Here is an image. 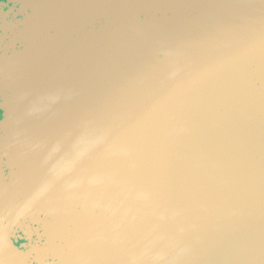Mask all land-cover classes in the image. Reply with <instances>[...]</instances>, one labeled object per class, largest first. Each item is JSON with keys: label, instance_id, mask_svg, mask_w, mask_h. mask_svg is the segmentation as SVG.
I'll use <instances>...</instances> for the list:
<instances>
[{"label": "water", "instance_id": "water-1", "mask_svg": "<svg viewBox=\"0 0 264 264\" xmlns=\"http://www.w3.org/2000/svg\"><path fill=\"white\" fill-rule=\"evenodd\" d=\"M41 5L0 123V264L33 226L53 261L264 264V0Z\"/></svg>", "mask_w": 264, "mask_h": 264}, {"label": "flooded vegetation", "instance_id": "flooded-vegetation-1", "mask_svg": "<svg viewBox=\"0 0 264 264\" xmlns=\"http://www.w3.org/2000/svg\"><path fill=\"white\" fill-rule=\"evenodd\" d=\"M42 2L44 0H0V123L6 118L5 106L11 98L13 85L27 70L26 53L33 52L44 26L40 11ZM3 165L8 176L7 163ZM35 228L33 226L31 231L18 229L11 235L14 246L29 264H93L92 255H71L78 251L76 247L61 244L53 247L58 253L53 261L43 253L51 247L43 244V238L34 233ZM37 232L41 234V230Z\"/></svg>", "mask_w": 264, "mask_h": 264}]
</instances>
